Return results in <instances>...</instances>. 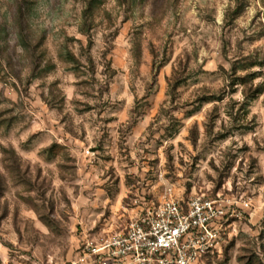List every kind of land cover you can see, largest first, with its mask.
I'll return each instance as SVG.
<instances>
[{"label": "rangeland", "instance_id": "obj_1", "mask_svg": "<svg viewBox=\"0 0 264 264\" xmlns=\"http://www.w3.org/2000/svg\"><path fill=\"white\" fill-rule=\"evenodd\" d=\"M92 1L0 0V264L199 196L230 211L199 264H264V0Z\"/></svg>", "mask_w": 264, "mask_h": 264}, {"label": "built area", "instance_id": "obj_2", "mask_svg": "<svg viewBox=\"0 0 264 264\" xmlns=\"http://www.w3.org/2000/svg\"><path fill=\"white\" fill-rule=\"evenodd\" d=\"M240 206L250 209L247 201ZM229 212L221 199L165 200L134 216L124 231L85 241L74 264H199L216 247Z\"/></svg>", "mask_w": 264, "mask_h": 264}, {"label": "trees", "instance_id": "obj_3", "mask_svg": "<svg viewBox=\"0 0 264 264\" xmlns=\"http://www.w3.org/2000/svg\"><path fill=\"white\" fill-rule=\"evenodd\" d=\"M96 1L95 0H93L92 2H91V4H90V6H89V10L86 12V18H88L89 17V15L94 11V9L96 8ZM88 20V19H87ZM86 32V30H83V32Z\"/></svg>", "mask_w": 264, "mask_h": 264}]
</instances>
